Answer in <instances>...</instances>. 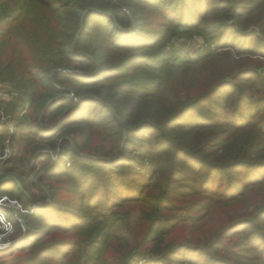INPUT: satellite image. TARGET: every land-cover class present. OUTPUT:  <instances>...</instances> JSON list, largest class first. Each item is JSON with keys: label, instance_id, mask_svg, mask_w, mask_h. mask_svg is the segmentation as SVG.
Instances as JSON below:
<instances>
[{"label": "trees", "instance_id": "obj_1", "mask_svg": "<svg viewBox=\"0 0 264 264\" xmlns=\"http://www.w3.org/2000/svg\"><path fill=\"white\" fill-rule=\"evenodd\" d=\"M0 75V264H264V0H0Z\"/></svg>", "mask_w": 264, "mask_h": 264}, {"label": "rangeland", "instance_id": "obj_2", "mask_svg": "<svg viewBox=\"0 0 264 264\" xmlns=\"http://www.w3.org/2000/svg\"><path fill=\"white\" fill-rule=\"evenodd\" d=\"M201 44H202V40L200 38H195L193 40L174 39L171 41V43L167 45V48L168 49H171V48L183 49L190 55H194V53L199 49ZM12 79L13 77L6 78L5 75L3 76L0 75V102H6L10 104V105H6L4 108H1L0 106V109H1L0 110V123H3L4 125H8V128H3L2 130H11V131L13 130L12 128H14V126L12 125L19 123L23 119L22 116L25 113L24 110L28 107V104H29L27 95L24 93V91L20 90L17 82H14ZM16 108L19 112V115L17 116V119H15L14 122H11L10 115H13L15 113ZM21 144H22V147L25 146L24 141H22ZM94 144H95V148L99 147V149L105 150L104 152H101V153H108L109 146L107 144H103V143L101 144L98 142ZM11 155L12 154L10 153V148L8 149L6 147L5 150H3V153L0 150V161L7 160L8 158L11 157ZM44 172H41L40 174ZM37 173H38V170H37ZM8 176H12V175H8ZM8 208L10 209V212H12L14 215H15V211L16 212L19 211L20 212L19 215L24 213L19 204L17 205V203L9 200L7 197H1L0 212L4 213V217H5L6 212L9 211ZM6 221H8L7 218H6ZM0 229L3 232V234L0 235V248L7 249V248L12 247L13 246L12 243H14L15 241L9 242V239H8L14 233L11 223L9 222V225H7V223H5L4 225H1ZM9 244H12V245L8 247L4 246V245H9Z\"/></svg>", "mask_w": 264, "mask_h": 264}, {"label": "water", "instance_id": "obj_3", "mask_svg": "<svg viewBox=\"0 0 264 264\" xmlns=\"http://www.w3.org/2000/svg\"><path fill=\"white\" fill-rule=\"evenodd\" d=\"M50 168H51V166H50L49 168H47L46 171L50 170ZM7 181H11V182L15 183V184L17 185V187H18L20 190H22L21 184H20L19 181H18L15 177H13V176H6V177L0 179V185H1L2 183L7 182ZM22 191H23V190H22ZM8 210L10 211L9 208H8ZM16 242H17V241H16ZM12 244H13V243H12ZM12 244L7 245L6 247L11 246Z\"/></svg>", "mask_w": 264, "mask_h": 264}, {"label": "built area", "instance_id": "obj_4", "mask_svg": "<svg viewBox=\"0 0 264 264\" xmlns=\"http://www.w3.org/2000/svg\"><path fill=\"white\" fill-rule=\"evenodd\" d=\"M1 199V198H0ZM15 202V201H14ZM15 203H17V202H15ZM17 205H18V203H17ZM6 215L7 214H5V217H6ZM4 217V213H1L0 212V226L1 225H4L5 223H7V225H9V221H6V218ZM2 218V219H1ZM7 220H8V218H7Z\"/></svg>", "mask_w": 264, "mask_h": 264}, {"label": "clouds", "instance_id": "obj_5", "mask_svg": "<svg viewBox=\"0 0 264 264\" xmlns=\"http://www.w3.org/2000/svg\"><path fill=\"white\" fill-rule=\"evenodd\" d=\"M5 247L7 246V245H4Z\"/></svg>", "mask_w": 264, "mask_h": 264}]
</instances>
